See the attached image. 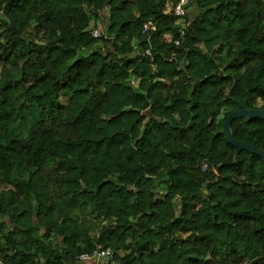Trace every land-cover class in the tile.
I'll use <instances>...</instances> for the list:
<instances>
[{"label":"trees","instance_id":"1","mask_svg":"<svg viewBox=\"0 0 264 264\" xmlns=\"http://www.w3.org/2000/svg\"><path fill=\"white\" fill-rule=\"evenodd\" d=\"M176 1L0 0V264H264V0Z\"/></svg>","mask_w":264,"mask_h":264},{"label":"built area","instance_id":"2","mask_svg":"<svg viewBox=\"0 0 264 264\" xmlns=\"http://www.w3.org/2000/svg\"><path fill=\"white\" fill-rule=\"evenodd\" d=\"M189 3V0H177L176 4L173 8V15L176 17V21L179 24H176L180 26L178 29L180 32V36L183 35V28L187 26L188 23L185 21L186 17V7ZM181 22V23H180ZM154 27V24L152 21H147L143 27L141 34L144 36H147L152 28ZM89 36L94 40H101V39H108V36L102 31L98 29H90L88 31ZM138 42L132 43V49L136 51L137 55L143 56L148 58L149 60H152V54L150 49L147 47L143 51L138 50ZM147 44L148 38H147ZM175 46H178V41L174 42ZM209 163L206 160H203L200 165L199 169L202 173L208 171ZM75 262L77 264H116L113 258L112 252L109 250L104 249L103 247L97 245L95 246V249L92 251L91 254H83L79 255L75 258Z\"/></svg>","mask_w":264,"mask_h":264},{"label":"water","instance_id":"3","mask_svg":"<svg viewBox=\"0 0 264 264\" xmlns=\"http://www.w3.org/2000/svg\"><path fill=\"white\" fill-rule=\"evenodd\" d=\"M179 29V28H177ZM177 34L180 35L179 30H177ZM235 118H247V119H251V118H259V119H264V109H245V108H240L238 110H235L233 112H231L225 119L223 126H222V134L225 138V140L232 146L234 147L238 152L239 151H247L250 152L256 156H258L259 158H261V160L264 163V154L262 152H260L259 150H257L256 148H254L253 146L250 145H246V144H242L238 141H236L229 130V126L230 123L233 119Z\"/></svg>","mask_w":264,"mask_h":264},{"label":"rangeland","instance_id":"4","mask_svg":"<svg viewBox=\"0 0 264 264\" xmlns=\"http://www.w3.org/2000/svg\"><path fill=\"white\" fill-rule=\"evenodd\" d=\"M105 14H106V12H104L101 17H103ZM103 23H105V21H103ZM101 24H102V22H101ZM176 24H179V23L177 21H175V25ZM177 26H179V25H177ZM90 28L99 30V27L97 28V27H94L93 25H91ZM263 32H264V29H263ZM131 83H132V85L136 86L135 81H131ZM259 106L260 107L264 106V103H259ZM224 113H225V111L222 113V115ZM222 115L219 117V119H221ZM162 190H163V188L159 185L157 188V192H162ZM77 217H78V220L80 222H82L83 226L85 225V227L87 228L89 236L90 237L94 236L97 232V228L101 224V221L99 219H96V218L90 216V214L88 213L86 208H82L81 211L77 213Z\"/></svg>","mask_w":264,"mask_h":264},{"label":"crops","instance_id":"5","mask_svg":"<svg viewBox=\"0 0 264 264\" xmlns=\"http://www.w3.org/2000/svg\"><path fill=\"white\" fill-rule=\"evenodd\" d=\"M175 26H176V25H175ZM177 28H180V26H177ZM184 29H185V28H183V32H184Z\"/></svg>","mask_w":264,"mask_h":264}]
</instances>
